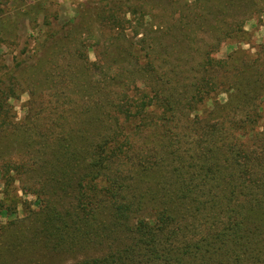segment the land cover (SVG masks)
I'll return each instance as SVG.
<instances>
[{
    "label": "trees",
    "instance_id": "trees-1",
    "mask_svg": "<svg viewBox=\"0 0 264 264\" xmlns=\"http://www.w3.org/2000/svg\"><path fill=\"white\" fill-rule=\"evenodd\" d=\"M136 1L93 10L91 20L118 33L95 63L85 44L67 53L73 68L45 83L47 101L26 106L38 113L20 122L0 115V264L29 254H69L70 264H264V43L255 58L239 50L213 59L222 42L243 38V20L221 23L189 82L163 83L154 37L124 34L135 21L128 13L139 16L135 35L145 24ZM248 2L238 12L264 13ZM237 3L228 0L227 11ZM39 4L0 0V34L17 38ZM75 21L43 36L28 59L59 61L54 49L69 47ZM19 192L35 199L34 210ZM20 207L27 225L2 222Z\"/></svg>",
    "mask_w": 264,
    "mask_h": 264
},
{
    "label": "rangeland",
    "instance_id": "rangeland-1",
    "mask_svg": "<svg viewBox=\"0 0 264 264\" xmlns=\"http://www.w3.org/2000/svg\"><path fill=\"white\" fill-rule=\"evenodd\" d=\"M104 1L106 0H37V3L40 2V13L37 14L36 21H33V18H22L18 24L17 38H14V35L11 37L0 34V103L1 105L7 104L3 111L0 110V115L8 113L15 122H20L32 113H38V108L33 106L30 111V108L26 107L27 104L32 99L33 101H47L45 83H58L57 77L73 68V66L68 65L70 60L66 54H73L79 43L87 46L85 54L89 63L97 62L99 58L97 53L100 46L105 45L104 40L118 33L104 29L95 20L90 19L89 15ZM246 1L238 0L237 5L232 7L233 10L229 9L227 11L228 0H140L144 3L143 5H145L148 12L144 19L145 24L139 28L137 35H135L132 27L137 23L139 16L138 14L132 16L128 13L125 16L126 20L133 18L135 21L131 28L125 29L124 34L129 38L136 39L145 38L147 34V36L154 37V42L157 43L158 50L161 52L155 63L158 69H163V72H161L163 83H188L191 79L190 69L197 68L201 55L205 52L206 45L214 44V27L220 29L221 23L236 19L243 20V38L222 42L216 52L211 53V58L224 60L230 54H237L236 52L239 50L253 56L252 58L256 57L259 51L258 47L264 43V13L243 14L238 12L237 6L240 4L245 6ZM136 2L138 1L128 0L129 5ZM197 2L198 5L196 6ZM248 3L264 7V0H249ZM8 7L14 11L16 2H9ZM123 9H126V6ZM232 13L236 14L231 16ZM11 17L12 15H9L7 18L12 19ZM74 19L77 21H75V30L71 32V44L68 48L60 49L57 47L54 49L59 61H50V65L40 66L31 61L32 59H28L35 46L42 41L43 36ZM151 22L155 27L151 28L148 25ZM188 23L190 25L196 23L197 25L190 28ZM189 37L195 41L189 43ZM50 59L52 58L50 57ZM20 63H25L22 70L17 69V65H20ZM71 64L79 67L78 64L77 66L73 62ZM16 69L18 71L14 72ZM180 73L187 77V82L176 77L175 74ZM80 74L83 78L84 74ZM95 75L98 78V73H95ZM84 80L89 79H81L77 83ZM17 83H22V86H18ZM87 83H91V81L89 80ZM134 83L143 86L142 83L144 82L143 80H137ZM25 85L30 88L23 89L22 87ZM126 85H130V82ZM225 99L226 93L217 97V101L220 103L224 102ZM210 106L211 101H208L200 107V110L203 111L210 108ZM35 117L36 115L33 118ZM19 196L23 202H26V207L31 205L30 207L33 210L35 209L33 205L35 199L32 196H23L20 192ZM29 214L28 210L24 211L20 207L16 216L12 219L3 218L2 222L17 221V226H22V224H26ZM8 231L14 232L15 230L10 228ZM26 257L27 261L23 264H70L72 262L69 254L64 256L50 254L46 257H38V261L31 254ZM17 258L14 264H21V261L25 260V257Z\"/></svg>",
    "mask_w": 264,
    "mask_h": 264
}]
</instances>
